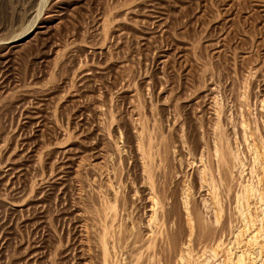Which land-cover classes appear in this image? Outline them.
Here are the masks:
<instances>
[{
  "label": "rangeland",
  "instance_id": "rangeland-1",
  "mask_svg": "<svg viewBox=\"0 0 264 264\" xmlns=\"http://www.w3.org/2000/svg\"><path fill=\"white\" fill-rule=\"evenodd\" d=\"M41 1L0 0V264H98L102 201L118 193L124 236L146 234L150 146L199 206L218 123L243 149L241 120H264V0ZM171 242L166 228L155 250ZM205 246L191 256L214 264ZM140 252L125 257L145 264Z\"/></svg>",
  "mask_w": 264,
  "mask_h": 264
},
{
  "label": "bare ground",
  "instance_id": "bare-ground-1",
  "mask_svg": "<svg viewBox=\"0 0 264 264\" xmlns=\"http://www.w3.org/2000/svg\"><path fill=\"white\" fill-rule=\"evenodd\" d=\"M103 21H105V19ZM24 33L26 32L24 31ZM23 38L24 36L21 38L19 37V39H15V41H21ZM11 41L13 42V40H10V42ZM5 43L3 42V44ZM212 91L214 92V90H211V92ZM238 91L240 90L238 89ZM261 107L263 109L262 112H264V102H260V108ZM220 110L222 111V109ZM246 111L249 112L248 109ZM220 116L219 118H221ZM242 118L241 116V119ZM134 119L135 118H133V120ZM218 124L217 136L214 142L216 168L213 171L207 163L201 165L199 188L205 192L201 204L199 206L195 204L189 188H186L184 192L176 193L171 187H168V181L172 184V172L168 165L166 151L164 158H156L151 154L152 148L150 146L148 157L145 158L146 161L143 163V169L148 173H146L150 195V199L148 197V200H151L152 204V207L150 205L151 215L149 221H147L149 224L148 228H146V234L143 238H139L137 233H134V230L130 227V231H127L128 237L126 238L124 236L126 230L123 223V212L125 211L126 205L122 202L120 211L118 210L119 207L116 203L118 193L114 194L115 199L113 198V203L102 201V205L98 209H95L99 227L102 232V238L100 237V240L102 239L103 249L98 264H131V260H127L125 257L129 245L136 246V248L141 251V254L145 250L148 252L145 264H208L207 262L192 258L191 245L193 242L206 244L205 247L210 249L209 252L212 254V257L215 258L214 264H264V120L261 123L254 122L253 125L248 121L246 123L243 119L241 120L239 136L243 149H239L238 147L233 148L228 143L224 144L223 132L220 129L221 127H219L221 126L220 122ZM214 128L216 129V127ZM141 130L142 128L140 131ZM150 134L151 132H149V136ZM234 136L236 137V135ZM149 138L150 137H148V140ZM147 144H149V142ZM114 146L116 145L114 144ZM117 150L121 151V148ZM120 151L118 153H120ZM243 153L248 154V161L243 158ZM187 154L190 155L191 152ZM191 157L189 159H191ZM104 159L105 158L102 159V162ZM178 161L179 159L177 163ZM102 162L101 166L103 165ZM95 166L98 170V165H96V163ZM102 167L106 168V166ZM94 168L93 165V169ZM100 169L101 168H99V170ZM102 169L100 171H102ZM156 172L160 174L163 179H161L162 182L160 184L158 180H156ZM101 176L104 177V174ZM107 181L109 183L108 179L106 181L104 180V184H106ZM109 187L111 186L109 185ZM115 188L118 189V185ZM100 194H103L102 191ZM100 199L102 200V198ZM80 203L81 201H79V204ZM82 205L80 204L79 206L81 207ZM82 223L84 224L85 222ZM86 228L84 230H87ZM166 228L172 233V242L168 245L167 252L164 254V257H162L155 248L157 241L161 239ZM83 234H85L84 231ZM86 236L89 238L87 233ZM138 258H141V255ZM88 263L91 262L89 261Z\"/></svg>",
  "mask_w": 264,
  "mask_h": 264
}]
</instances>
